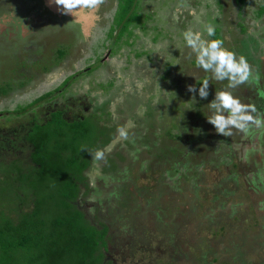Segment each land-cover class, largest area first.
<instances>
[{"label": "rangeland", "instance_id": "1", "mask_svg": "<svg viewBox=\"0 0 264 264\" xmlns=\"http://www.w3.org/2000/svg\"><path fill=\"white\" fill-rule=\"evenodd\" d=\"M105 4L108 5L92 11L82 9L76 18L61 10L62 15L45 24V29L36 35L43 38L36 55L31 52L30 57L21 56V53L16 65L9 64L14 70L7 69L9 65L5 69L0 65V72L4 73L0 74L1 85L10 82L15 88L0 95V186L5 187L9 180L4 178L7 172L2 158L26 154L23 132L33 121L48 117L50 111L61 109L67 119L100 114L97 122L101 126L115 128L132 120L135 127L130 130L129 140L118 143L110 152H121L130 160L129 166L117 160L118 172L102 173L104 160L99 161L100 176L95 177L90 175L93 169L90 160L84 171L89 189L76 200L90 218L108 223L106 256L112 264H190L191 259L201 257L204 264H264V126H251L244 134L234 130L232 136L224 137L207 121L210 111L206 98L200 105L207 111V127L193 116V110L184 107L188 97L197 99L195 92L187 90V86L198 83L191 74L201 79L208 74L185 59L190 50L181 37L188 27L203 30L202 25H196L187 15L188 7L203 10L202 19L219 27L223 46L230 50V39L238 31L233 27L237 20L248 26L241 42L260 48L255 53L262 62L256 68L251 66L248 82L229 91L239 96L242 103L251 105L254 93H259L258 100L264 104V18L255 17V7L251 5L233 8L232 0H139L135 19L139 23L130 27L131 32L125 30L115 46L113 41L121 24L117 25L116 21L111 36L108 32L116 12V0ZM177 6L184 11L173 21L171 14ZM56 13L51 14L56 16ZM45 16L49 17L48 13ZM1 18L4 29L9 19ZM78 18L84 20L80 21L81 25ZM165 41L167 48L161 47ZM114 59L124 65L119 69V77L113 70ZM141 74L149 78V83L138 91L133 82ZM30 76L32 82L21 87ZM125 81L129 91H125ZM253 84L261 87L263 93L258 89L254 92ZM85 86L87 92L81 94ZM224 86L217 84L218 90ZM55 89L53 97L30 104L41 94ZM97 92L99 96L94 95ZM27 104L30 105L24 112H17ZM104 105L110 112L109 120L100 112ZM258 108L264 110V106ZM148 111L150 115L146 114ZM170 119H175L180 128V137L174 141L160 137L161 126H168ZM150 133H153L152 146ZM16 138H19L17 144L10 147L8 140L16 141ZM158 141L167 142L175 151L181 150L177 155L173 153L177 164L165 163V156L157 150ZM128 188L138 195L133 212L137 233L123 218L125 211L120 214L117 210L121 202L117 194L122 195ZM8 199L11 198L5 196L1 201L10 203ZM184 210L188 214L182 213ZM174 219L179 220L175 229L171 225ZM166 236L171 241L174 239L173 244ZM213 257L217 260L213 261Z\"/></svg>", "mask_w": 264, "mask_h": 264}, {"label": "trees", "instance_id": "2", "mask_svg": "<svg viewBox=\"0 0 264 264\" xmlns=\"http://www.w3.org/2000/svg\"><path fill=\"white\" fill-rule=\"evenodd\" d=\"M250 1L252 0H232V3L241 7ZM256 1L254 3L255 13L256 16H260L264 14V0ZM138 2L139 0H116L117 8L114 20L108 32V36H111L116 27L114 25L116 21L117 25L121 24L113 41L115 46L119 45L118 41L125 30L131 32L132 28L130 27L139 23L135 20L139 8ZM20 5L23 7L21 10H19ZM45 13L51 17H46ZM1 16L10 18L6 24L17 30L16 39L9 37L5 32L0 33V65L2 64L4 69L9 64H17L21 53V56L30 57L31 52L36 55L35 51H39V43L43 40L41 35L38 37L36 35L45 29V24L58 18L57 16L52 17L53 15L43 0H0ZM21 25H24L29 31L24 37L20 34ZM236 26L241 34L246 32V26H242L239 22H236ZM215 29V36L211 39L223 40L219 33V27ZM10 41L12 43L9 44ZM126 41L128 42V40ZM234 49L238 56L248 57L249 55L248 47L244 42H241L240 37L235 40ZM26 60L29 61L30 58ZM247 60L249 61V59ZM11 66L7 69L14 70ZM251 66L253 67V65ZM0 74L4 75L2 71ZM0 78L2 77L0 76ZM31 82L32 76L24 81L21 87H26ZM216 82L212 79V84L209 83V95L206 98L209 102L213 99L215 91L218 90L217 84H227V81ZM65 83L66 80L62 84ZM1 84L2 82L0 83L1 96L8 90L15 89L12 88L10 82ZM194 85L199 87V83L194 82ZM56 90L41 94L30 104L47 100L50 96L53 97L51 94ZM195 94L196 100L193 101L188 97L186 99L188 104L183 105H186L185 108L193 110V116L200 119L201 123H205L207 127L205 116L207 111L200 105L206 99H201L196 92ZM30 104L19 107L17 112H24ZM188 105L190 106L187 107ZM99 109L109 120L110 112L105 105ZM149 112L146 114L150 115ZM256 114L259 116L262 114L260 109ZM99 116L100 114L91 113L84 117L67 119L61 109L50 111L48 117L42 121H33V124L23 132L22 143L27 150L26 154H19L20 157L14 156L7 160L5 157L2 158L1 162H5L3 169L7 172L4 178H9V180L7 184L4 183L5 187L0 186V196H2L0 201L5 196L11 199H8L10 203L1 201V204L0 202V264H112V260L106 256L108 223L97 220V218H90L76 203L77 198L89 189L84 174L91 160L88 152L107 145L116 130L111 125L101 126L97 122ZM167 125L161 126L163 132L160 133V137L164 136L172 141L179 138V123L175 119H170ZM203 130L206 134V129ZM148 138H150L152 146L153 133H150ZM16 139V141L8 140L9 143H12H10V147L14 148L19 138ZM193 140L195 142L196 137ZM4 147L5 145L2 146V148ZM218 149L221 148L218 147ZM157 150L165 156V163L177 164L173 153L177 155L181 153V150L175 151V147L171 148L167 142L159 141ZM149 152L150 150L146 151L145 155ZM22 155L26 158H21ZM117 160L128 166L130 164V160L126 156L121 152L114 151L105 158L104 166L101 168L102 173L118 172ZM182 164L183 161L180 160L179 165ZM1 179L0 175V183H2ZM137 196L135 191L128 188L126 192L122 195L117 194L116 197L119 198L118 202L121 201L117 205V210L120 211V214L125 211L123 218L128 220L134 233L138 226L134 218ZM182 213L188 214V210H184ZM174 220L171 224L173 229L179 225V220ZM165 234L171 235V232ZM165 238L173 244V238V241L167 236ZM216 260L217 257H213V261ZM190 262V264L205 263L202 257L200 259L193 258Z\"/></svg>", "mask_w": 264, "mask_h": 264}, {"label": "clouds", "instance_id": "3", "mask_svg": "<svg viewBox=\"0 0 264 264\" xmlns=\"http://www.w3.org/2000/svg\"><path fill=\"white\" fill-rule=\"evenodd\" d=\"M56 5L61 6L63 12H71L75 17L82 9L95 10L102 0H54ZM77 11H73L76 10ZM184 9L177 6L171 18L176 21L183 14ZM187 15L192 17L196 25H202L203 30L188 27L181 32L183 43L190 51L186 54L185 59L192 62L193 67L202 72L209 74L201 79L199 75L191 74L196 81H199V87L195 85L187 86L189 92H196L201 99L208 97L209 79L218 82L227 81V84L221 89L215 91L213 99L207 104L210 115L207 121L214 127L218 134L224 137L233 135L234 130L241 134L247 133L251 126L260 128L264 126V116L254 115L257 109L254 105L244 104L239 96L235 95L229 89H235L239 85L245 84L252 76V69L248 60L244 56H237L233 50L223 46V41L219 38L208 39L215 36L216 29L211 23H206L202 17L203 10H197L194 7L186 9ZM161 47L167 48L168 43L165 41ZM113 70L119 77V69L124 67L122 62L115 59L112 61ZM135 88L139 91L149 83V78L141 74V78L135 80ZM130 86L125 81V91H129ZM87 92V86L81 90V94ZM99 96L100 93H94ZM102 103L103 101H99ZM139 115V113H138ZM113 118L116 119L115 114ZM135 127L132 120H126L123 124H118L115 135L110 143L103 148H97L88 152L93 162V169L90 175L100 176L99 165L97 162L105 160L106 154L110 153L118 143L129 140L130 130Z\"/></svg>", "mask_w": 264, "mask_h": 264}, {"label": "flooded vegetation", "instance_id": "4", "mask_svg": "<svg viewBox=\"0 0 264 264\" xmlns=\"http://www.w3.org/2000/svg\"><path fill=\"white\" fill-rule=\"evenodd\" d=\"M44 1V0H43ZM103 2L99 5V6H103V5H108V4H105L108 0H102ZM113 1V0H112ZM115 1V0H114ZM255 2H257L256 0H252V1H250L249 3H247V5H251V6H254V3ZM244 5H246V4H244ZM244 5H242V6H244ZM235 6H237V5H235V4H233L232 3V7L234 8ZM241 6V7H242ZM255 7V6H254ZM49 8V7H48ZM255 9H256V7H255ZM232 10V9H231ZM49 12L50 13H55V12H57V10H50L49 9ZM62 11L60 10V11H58V13H56L57 15V17H60L59 15H62ZM254 13H255V11H254ZM55 15V14H54ZM234 16V15H233ZM254 16L255 17H257V18H260V19H262V18H264V14H261L260 16H256V13L254 14ZM49 17H51V16H49ZM52 17H54V16H52ZM0 19H2L1 17H0ZM10 19V18H9ZM234 19V18H233ZM264 20V19H263ZM47 21H49V20H47ZM78 21V20H77ZM79 22V21H78ZM237 22H239L242 26H246V25H244V24H242V22L240 21V20H237ZM1 25H2V23H0V33H2V32H5L9 37H12V38H17V30H16V28L15 27H12L11 25H8V24H4V26H6V28H4V29H2L1 28ZM79 25H81V22H79ZM3 26V25H2ZM233 27H235L238 31H236L234 34H236L235 35V37L233 38V40H231L230 39V44H229V47H231V49L236 53V50L234 49V42H235V40L237 39V37L239 38L240 37V40H241V36H242V34L239 32V29H238V27L236 26V23H235V25L233 26ZM247 28H248V26H246V31H247ZM20 29H21V31H20V34L24 37L26 34H28L29 33V31L26 29V27L24 26V25H21V27H20ZM80 31L82 32V30H81V28H80ZM220 33V32H219ZM220 35L222 36V41H223V43H224V37H223V35L220 33ZM225 40H226V38H225ZM263 43H264V41H263ZM248 47V53H249V55H248V57L251 59V60H249L248 62H249V64H250V66L251 65H253V67L254 68H256V65H257V63L258 62H260V64H261V59H258V57H257V55H256V53H255V51H261V49L259 48H256V47H254V48H252V47H249V46H247ZM236 55H237V53H236ZM238 56V55H237ZM262 66V65H261ZM252 68V67H251ZM259 69V68H258ZM260 70V69H259ZM253 73H254V78H255V72H254V70H253ZM259 73V72H258ZM4 78V77H3ZM253 87H255V90H254V92L258 89V90H260V91H262V88L261 87H258L257 86V88H256V86L253 84ZM262 93H263V91H262ZM264 94V93H263ZM254 97L252 98L253 99V105L256 107V108H258V107H263L264 106V104H263V102L261 103V102H259V100H258V98H260V94L259 93H254ZM258 106V107H257ZM258 110V112H259V108L257 109ZM261 113H264V110L263 111H261ZM220 258V257H219Z\"/></svg>", "mask_w": 264, "mask_h": 264}, {"label": "water", "instance_id": "5", "mask_svg": "<svg viewBox=\"0 0 264 264\" xmlns=\"http://www.w3.org/2000/svg\"><path fill=\"white\" fill-rule=\"evenodd\" d=\"M44 3H45L46 6H48V7L51 8L52 10H53V9H54V10H57V11L61 10V6L56 5V3L54 2V0H44ZM68 13H69V15H71V16L73 17V14H72L71 12H68ZM75 18H76V17H75ZM78 19H80V20H78ZM78 19H76V20H78L79 22H80V21H84V20L81 19V18H78Z\"/></svg>", "mask_w": 264, "mask_h": 264}]
</instances>
